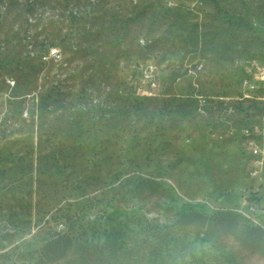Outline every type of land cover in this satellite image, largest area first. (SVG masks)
I'll return each mask as SVG.
<instances>
[{"label":"rangeland","instance_id":"rangeland-1","mask_svg":"<svg viewBox=\"0 0 264 264\" xmlns=\"http://www.w3.org/2000/svg\"><path fill=\"white\" fill-rule=\"evenodd\" d=\"M254 62L264 0H0V264H264Z\"/></svg>","mask_w":264,"mask_h":264},{"label":"built area","instance_id":"built-area-1","mask_svg":"<svg viewBox=\"0 0 264 264\" xmlns=\"http://www.w3.org/2000/svg\"><path fill=\"white\" fill-rule=\"evenodd\" d=\"M44 54V53H43ZM44 58H52L57 60L61 58V52L56 47H51L45 52ZM255 69L257 68L258 72L256 74V78L254 79L252 90H249V94L246 96L255 97L258 102L264 108V66L259 65L260 63L254 62ZM14 84V82H12ZM257 94V96H256ZM244 136L248 137L249 140V148L254 152L253 155L259 156L260 159L257 160L259 165L264 163V124L257 126L255 130H252L251 127L246 128L244 130ZM249 205L251 210L253 211H261L264 214V207H260V193L258 191H254L248 194Z\"/></svg>","mask_w":264,"mask_h":264}]
</instances>
